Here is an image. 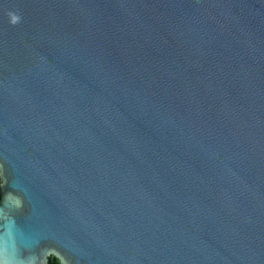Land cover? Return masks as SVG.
<instances>
[{
	"label": "water",
	"instance_id": "water-1",
	"mask_svg": "<svg viewBox=\"0 0 264 264\" xmlns=\"http://www.w3.org/2000/svg\"><path fill=\"white\" fill-rule=\"evenodd\" d=\"M0 179V264H264V0H0Z\"/></svg>",
	"mask_w": 264,
	"mask_h": 264
},
{
	"label": "trees",
	"instance_id": "trees-1",
	"mask_svg": "<svg viewBox=\"0 0 264 264\" xmlns=\"http://www.w3.org/2000/svg\"><path fill=\"white\" fill-rule=\"evenodd\" d=\"M1 186H2V181L0 179V201H1V198H2V195H1ZM48 264H63L61 259L56 257V256H50L49 257V262Z\"/></svg>",
	"mask_w": 264,
	"mask_h": 264
},
{
	"label": "clouds",
	"instance_id": "clouds-1",
	"mask_svg": "<svg viewBox=\"0 0 264 264\" xmlns=\"http://www.w3.org/2000/svg\"><path fill=\"white\" fill-rule=\"evenodd\" d=\"M9 15H10V17H11V23H12V24H16V23L19 21V19H20L18 16L13 15V14H11V13H9Z\"/></svg>",
	"mask_w": 264,
	"mask_h": 264
}]
</instances>
